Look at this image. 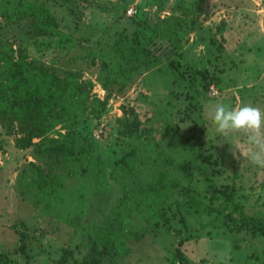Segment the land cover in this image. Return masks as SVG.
<instances>
[{"label":"rangeland","instance_id":"1","mask_svg":"<svg viewBox=\"0 0 264 264\" xmlns=\"http://www.w3.org/2000/svg\"><path fill=\"white\" fill-rule=\"evenodd\" d=\"M175 1L75 0L81 19L68 14L58 1L53 2L50 6L62 28L78 44L70 51L55 46L45 53L30 47V55L53 64L59 73L73 68L82 70L85 79L96 82L93 93L104 98L107 92L97 82L99 57L113 55L116 61L130 62L128 50L115 53L110 47L122 31L129 35L137 28L147 31L152 49L163 40L165 45L172 43L171 38L176 35L181 52L173 57L174 66L167 60L154 66L140 62L127 86L122 91L115 90L101 117L88 116L91 119L86 120L85 126L97 138V152L107 162L108 171H114V162L123 148L118 137L121 135L118 119L124 115L130 120L136 118L138 129L133 140L146 143L148 148L156 145L157 154L168 152L180 160H191L194 176L190 183L183 172L175 173L188 190L202 199L205 195L208 203L212 194L205 182L208 176L220 185L234 184L246 211L264 209V168L249 162L247 145L240 134L222 137L210 119V112L218 103L234 108L247 104L264 112V0H202L193 15L197 27L192 31L181 27L177 32L168 26L175 22ZM30 28L29 19L0 16V36L9 37L14 47L27 42ZM214 40L223 41V52L216 50ZM201 69H207L208 76H219L220 82L212 80L208 85L210 77H196L195 72ZM189 108L192 118L187 116ZM132 109L136 112L126 114ZM0 140L5 149L0 152V254H4V264H52L65 247L74 251L70 264H89L83 262L90 251L89 234L82 235L56 216L43 213L21 190L19 173L28 161L34 160L32 149L16 147L3 123ZM230 143L240 146L242 154L237 152L238 158L229 151L234 148ZM161 161L159 158L156 163L143 165L140 176L177 167L160 164ZM212 171H216L214 176ZM107 178L108 193L94 207L89 205L84 221L89 218L91 208L94 209L91 217L102 220L103 214L117 204L129 180L121 172ZM76 183L78 177L71 180V186ZM170 202L175 205L169 212L172 223L169 231L145 232L140 240L130 239L131 249L126 255L116 254L115 264H178L175 251L182 239L189 264H264L261 235L229 229V225L218 223L222 216L193 212L182 195L176 194ZM212 205L216 209L212 213H216L222 203L217 200ZM196 229L200 232L211 229L215 233L198 237ZM189 231L195 236L185 240ZM23 242L25 250L21 248Z\"/></svg>","mask_w":264,"mask_h":264},{"label":"trees","instance_id":"2","mask_svg":"<svg viewBox=\"0 0 264 264\" xmlns=\"http://www.w3.org/2000/svg\"><path fill=\"white\" fill-rule=\"evenodd\" d=\"M57 1L68 14L81 19L75 0H0V16L7 19L26 18L31 25L30 38L17 47L9 37L0 36V123L7 128V135L13 136L15 146L24 150L31 148L34 158L19 173L21 190L26 198L43 213L56 216L76 232L89 234L90 251L83 259L84 263L89 264H102L105 261L115 264L116 254L126 255L131 249L130 239L140 240L145 232L157 234L169 231L172 227L169 212L175 205L170 199L176 194L184 196L188 207L195 213L215 218L222 216L218 223L229 225V229L247 230L252 235L264 237V209L246 211L244 203L237 197L238 189L234 184L220 185L208 176L205 182L212 189L208 203L204 200L205 195L202 199L191 189L188 190L175 173L183 172L190 183L194 176L191 160H180L168 152L157 154L156 145L148 148L146 143L133 140L138 129L136 118L130 120L124 115L118 119L121 125V135L118 137L123 142V148L114 162V171H108L107 162L97 152L96 136L91 130H86V120L101 117L115 90L122 91L127 86L140 68V62L154 66L167 60L170 66H174L173 57L181 50L176 45V35L171 38L172 43L165 45L163 40L152 49L147 31L137 28L131 36L122 31L110 47L115 53L128 50L130 62L116 61L113 55L99 57L97 82L107 92L104 98H100L93 93L96 82L85 79L82 70L73 68L59 73L53 64L30 55V47L45 53L55 46L68 51L77 46V40L62 28L58 15L50 6ZM201 2L176 0L173 9L175 22L168 24L170 29L173 28L174 32L181 27L187 31L194 30L197 20L193 15ZM137 23L142 24L138 20ZM67 26L70 28L71 25ZM214 43H217L216 50L219 52L225 50L223 41L214 40ZM92 57L96 62V57ZM207 72V69H201L195 72V76L210 77L208 85L212 80L220 82L219 76H208ZM135 112L132 109L126 114ZM191 113L192 109L189 108L187 116L190 118ZM89 115L92 117L88 118ZM124 137H127V141ZM4 150L0 140V152ZM159 158L162 159L160 164H176L177 167L140 176L143 165L156 163ZM169 158L171 163L168 162ZM114 172H121L129 179L117 204L111 207L110 212L103 214L102 220L91 217V213H94L91 208L89 218L84 221L89 205L93 204L94 207L100 197L104 198L108 193L107 175ZM211 173L214 176L216 171ZM75 177L79 178V183L71 186V180L73 182ZM217 200L222 206L212 213L216 210L212 203ZM90 217L92 220H89ZM196 230L198 237L215 233L211 229L206 232ZM188 233L185 240L194 235L192 231ZM183 242L184 239L179 241L175 256L178 264H189L182 249ZM21 248L25 250V242ZM73 255V249L65 247L52 264H70ZM3 256L1 253L0 264H4Z\"/></svg>","mask_w":264,"mask_h":264},{"label":"clouds","instance_id":"3","mask_svg":"<svg viewBox=\"0 0 264 264\" xmlns=\"http://www.w3.org/2000/svg\"><path fill=\"white\" fill-rule=\"evenodd\" d=\"M215 131L222 137L232 133L240 134L247 145V158L250 163L264 168V112L252 105H241L229 107L218 103L210 112ZM230 148L234 158H238L237 152L241 155V148L235 145Z\"/></svg>","mask_w":264,"mask_h":264},{"label":"built area","instance_id":"4","mask_svg":"<svg viewBox=\"0 0 264 264\" xmlns=\"http://www.w3.org/2000/svg\"><path fill=\"white\" fill-rule=\"evenodd\" d=\"M132 12H133V9H131V10L129 11L130 14H133Z\"/></svg>","mask_w":264,"mask_h":264}]
</instances>
